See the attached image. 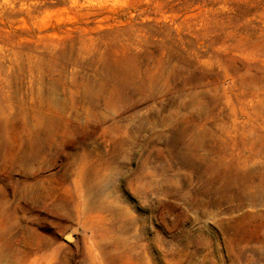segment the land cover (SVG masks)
<instances>
[{
	"label": "rangeland",
	"instance_id": "obj_1",
	"mask_svg": "<svg viewBox=\"0 0 264 264\" xmlns=\"http://www.w3.org/2000/svg\"><path fill=\"white\" fill-rule=\"evenodd\" d=\"M0 264H264V0H0Z\"/></svg>",
	"mask_w": 264,
	"mask_h": 264
}]
</instances>
